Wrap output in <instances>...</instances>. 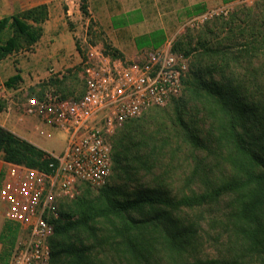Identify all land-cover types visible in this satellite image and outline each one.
Returning <instances> with one entry per match:
<instances>
[{"label":"trees","instance_id":"obj_1","mask_svg":"<svg viewBox=\"0 0 264 264\" xmlns=\"http://www.w3.org/2000/svg\"><path fill=\"white\" fill-rule=\"evenodd\" d=\"M204 11V5L194 4L187 15ZM239 13L228 20L215 18L212 28L205 23L186 28L172 44L174 51L191 55L182 95L171 101L178 143L172 152L188 153L180 192L150 186L132 192L119 189V193L106 183L96 192L85 188L80 197L60 201L48 241L52 264H240L237 258L188 261L196 239H202L205 217L199 209L224 200L227 224L239 241L241 257L264 263V17L242 13L250 20L244 22L237 18ZM47 16L42 4L0 18V60L21 39L26 45L35 44ZM7 28L13 35L2 41ZM153 35L160 39L151 41V47L161 46L162 30L137 37L136 46L150 45ZM19 72L7 78L6 86H14ZM55 80L38 84L40 90L55 85ZM129 122L123 126L128 128ZM128 133L122 130L112 139L111 161L116 169L127 173L128 157L141 165L158 161L155 147L138 154L152 136L142 135L135 144ZM0 153L4 162L47 169L40 148L2 127ZM187 211L200 214L189 218L183 215ZM19 233L17 225L4 222L0 264H7Z\"/></svg>","mask_w":264,"mask_h":264},{"label":"built area","instance_id":"obj_2","mask_svg":"<svg viewBox=\"0 0 264 264\" xmlns=\"http://www.w3.org/2000/svg\"><path fill=\"white\" fill-rule=\"evenodd\" d=\"M225 14L223 9L205 10L187 23L197 28ZM172 44L170 40L140 50L134 59H125L100 44L86 45L79 63L81 92L68 96L52 88L39 94H29L27 88L18 90L19 122L25 117L33 119V129L41 136L57 129L65 134V146L59 154L40 148L48 161L46 170L4 162L0 176L4 218L23 233L7 264H52L48 241L58 219L59 202L76 199L82 185L103 187L111 173L110 139L115 132L181 95L189 58L174 51ZM48 75L58 77L53 68ZM5 81L0 77V104L10 89Z\"/></svg>","mask_w":264,"mask_h":264},{"label":"rangeland","instance_id":"obj_3","mask_svg":"<svg viewBox=\"0 0 264 264\" xmlns=\"http://www.w3.org/2000/svg\"><path fill=\"white\" fill-rule=\"evenodd\" d=\"M13 1L14 0H0V18L21 15L23 11H25V9L16 7V4L15 7H13ZM88 2L89 0H48L51 16H49V18L47 16L46 20L50 19V21L56 22L55 29L57 32L55 35L59 37L65 36L66 38L63 39L64 43L72 37V39L76 41V44L81 47V50H83L86 45L94 44H100L104 48L110 49L106 43L107 37L99 26V21L100 19L107 20L111 12H88ZM135 2L144 4L145 8H147L145 9V12L140 13L145 17L149 27H163V30L165 31L164 43L170 40L176 42L180 39L185 29L189 28L187 21L192 15H187V11H189L190 7L194 4L204 5L205 10L218 11L219 9H223L226 12L225 15H215L209 19L205 25L210 28L214 26L216 21L215 18L228 20L233 14L239 12L241 14L239 13L237 18L244 22L250 20H248L246 15H243L242 13L246 14L252 12L251 16L253 18H256V16L264 17V0H228V3L226 4L221 3V0H135ZM192 2L195 3L190 4ZM26 22L32 24L29 19H27ZM44 22L42 24H44ZM42 24L41 34L36 43L42 40L44 42L51 41V39L46 40L45 38H42L43 35H45V30L43 29ZM223 34L224 33L220 35V38L223 37ZM12 35L13 31L10 28H7L2 33L1 40L5 41ZM51 35L53 36L54 34ZM151 37L153 39L149 38L148 40L150 44L152 43L151 41L160 39L159 35H153ZM35 47H37V44L26 45L24 40L21 39L18 43V47L10 51L3 59H1L2 61L0 60V70L1 68L4 69V72L1 71L4 74V77L9 73L16 72V70L22 71L24 74L26 72L29 73L28 68L25 67V65L27 66L29 59L33 56L32 54L35 53ZM142 48L143 49L141 50L154 49L150 47V45L143 46ZM188 58L190 60L191 55H188ZM21 62L24 64V67H21ZM79 63L73 68L62 70V72L57 71L58 77L51 76L52 78H49L50 80L58 79L55 80L56 84H49L48 87L68 96L81 92L82 82L80 79L81 68ZM50 68V65L47 67L45 66L43 72L45 71L47 73ZM0 77L3 80H7L4 79L1 74ZM31 79L32 77L30 76V80ZM49 79H47V81L43 79V83L48 82ZM31 82L34 83V86H30L29 94H39L43 91L40 90L41 85H38L42 82L41 79L35 78ZM24 86L25 84L20 82L17 88H21L22 90ZM18 93L20 92L18 91ZM1 110L2 106L0 105V111ZM172 111L173 103L170 102L164 107L149 110L141 117L127 123L128 128L125 125L115 132L110 139L111 153L114 150L112 139L114 136H117L118 132L125 130V132H129L128 134L132 136L135 144H139L138 140L142 135H145L146 137L148 136L147 138L152 136L151 140L145 142V144L148 143L149 145L144 147V150H139V152H137L139 156H142L145 155L150 146L155 147V155L158 158V161L155 162L154 160H150L146 164L141 165L136 164L133 157H128L126 162L124 161L128 172L124 173V171L116 169V164L112 160L111 173L107 180L108 186L112 187L119 193V189L124 190H121L122 192H132L135 189H143L150 186H161L163 190L171 192V194H177L180 192L183 187L181 176L187 170L184 161L188 153L182 155L179 152H175V154L172 152V149L177 150L178 147V145H176V135H174ZM50 132L51 134H49V136H41L37 129L34 133L35 139L43 149L59 154L65 146V134L59 132L57 129H50ZM137 149L139 148L137 147ZM85 188L95 192L98 190L82 185L78 197L81 196ZM199 212L203 213L205 217L201 222L200 234L202 239H196L193 249L189 253L191 256L188 261H192L194 258H237L240 264H264L256 258L249 259L241 257L239 241L231 231L229 224H227V200L219 202L216 205L203 207L199 209ZM199 212L187 211L184 212L183 215L188 216L189 218H195L200 214ZM22 237L23 233L20 232L17 242L20 241Z\"/></svg>","mask_w":264,"mask_h":264},{"label":"crops","instance_id":"obj_4","mask_svg":"<svg viewBox=\"0 0 264 264\" xmlns=\"http://www.w3.org/2000/svg\"><path fill=\"white\" fill-rule=\"evenodd\" d=\"M192 2L190 4H193ZM221 3L226 4L228 0H221ZM30 9L38 5H46L48 10V18L51 16L49 12L48 0H14L13 7ZM144 4L136 3L135 0H89L87 11L88 12H111L107 20L98 19L99 26L107 37L108 47L117 50L122 57L125 59H134L137 57L139 51L143 48L137 47L135 39L139 36L148 35L157 30H163L162 26L159 27H149L147 25L146 19L140 12H145ZM114 12V13H113ZM9 13V12H5ZM45 30V35L42 38L46 40L51 39L50 42L38 41L37 47H35V53L32 54L29 59L27 66L29 73L19 72L20 79L15 82L14 86L2 96V110L0 111V127L8 130L15 136L26 140L27 142L42 148L39 142L34 136V126L35 121L31 118H23V122H19V111L15 109V104L21 101L20 94L18 93L17 86L20 82L24 83V88L28 91L30 86H34L31 82L35 78L47 79L52 78L47 76L48 72H43L44 67L50 65L54 71H61L73 68L80 62V57L82 55L81 47L76 44V41L70 38L64 43L63 39L65 36H57L56 34V22L46 20L42 24ZM164 36L165 31L163 30ZM51 34H54L53 36ZM152 44V43H151ZM150 44V47H151ZM2 61V60H1ZM0 61V64H1ZM21 67L24 64L21 62ZM4 69L1 68L0 74L3 75L4 79L12 77L16 72L9 73L6 77L1 72ZM30 76L32 79L30 80ZM41 82V83H42ZM16 85V86H15ZM49 88V87H48ZM4 170V161L2 160V154L0 153V176ZM0 234L5 220L4 217V205L0 203ZM3 213V216H2ZM1 250V245H0Z\"/></svg>","mask_w":264,"mask_h":264}]
</instances>
